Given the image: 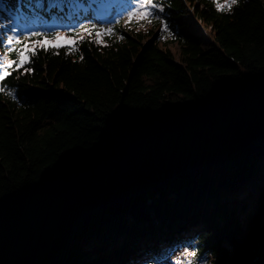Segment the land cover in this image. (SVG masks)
I'll return each mask as SVG.
<instances>
[{"label":"trees","instance_id":"trees-1","mask_svg":"<svg viewBox=\"0 0 264 264\" xmlns=\"http://www.w3.org/2000/svg\"><path fill=\"white\" fill-rule=\"evenodd\" d=\"M26 1L51 7L40 12L39 25L71 15L76 26L99 27L85 9L71 14L75 0ZM163 2L160 15L175 39H159L156 21L136 32L138 24L128 30L118 18L107 47L80 46L82 62L63 49L40 52L31 74L17 79L13 72L0 82L16 96L0 93V205L56 173H75L112 141L133 137L178 105L210 104L223 87H257L264 74V0H240L228 13L217 12L211 0ZM257 185L259 209L249 215L238 196ZM263 217L264 133L225 165L183 171L58 228L41 264H173V251L188 244L215 264H264Z\"/></svg>","mask_w":264,"mask_h":264},{"label":"water","instance_id":"water-1","mask_svg":"<svg viewBox=\"0 0 264 264\" xmlns=\"http://www.w3.org/2000/svg\"><path fill=\"white\" fill-rule=\"evenodd\" d=\"M264 133V74L250 92L221 88L210 104H181L112 141L75 173L59 172L0 205V264H41L49 236L183 171L222 166Z\"/></svg>","mask_w":264,"mask_h":264},{"label":"snow or ice","instance_id":"snow-or-ice-1","mask_svg":"<svg viewBox=\"0 0 264 264\" xmlns=\"http://www.w3.org/2000/svg\"><path fill=\"white\" fill-rule=\"evenodd\" d=\"M92 2L96 5L98 12L107 11V0H92ZM211 2L217 12L228 13L239 4L240 0H211ZM129 3L134 4V7L128 11L127 17L123 20L125 28L131 30L130 26L135 23L139 25L135 29L136 32H139L141 28H144L145 23L150 25L156 21L160 25L159 39L164 41L169 38L175 39L167 20L160 15L165 12L166 5L163 0H129ZM77 6L78 0H75L73 7ZM115 23L120 24L122 21L116 20ZM144 30L147 31L146 28ZM9 31L12 34L7 35L5 40H0V44H3L4 47L3 53L0 54V82L11 76L13 72L18 73L17 79L20 75L31 74L33 70L29 65L40 52L59 55L60 50L63 49L65 56L79 54L82 62L84 59L80 51L82 44L87 42L89 45L94 44L100 48L107 47L105 37L115 35L113 27L99 28L96 24L85 23L70 28L68 32L32 30L28 34H19L18 27H12ZM117 38L121 41L125 39L122 35ZM0 93L13 100L16 99L15 92L9 90L7 86H0Z\"/></svg>","mask_w":264,"mask_h":264},{"label":"rangeland","instance_id":"rangeland-1","mask_svg":"<svg viewBox=\"0 0 264 264\" xmlns=\"http://www.w3.org/2000/svg\"><path fill=\"white\" fill-rule=\"evenodd\" d=\"M74 2L75 1H73V3ZM132 7H134V4H130L129 0H107V11L98 12L92 0H81L80 2L78 1L77 7H70V12L72 14L75 11L80 12L81 9H85L89 11L90 16H94L99 20V28H114L116 24L115 21L118 18L125 19L128 11H130ZM41 11H48V7L46 8L40 5L37 7L34 4L28 5L26 0H0V21L4 22L5 29L8 31L9 35L12 34L9 31L12 27H18L20 29L19 34H25L32 30L43 31L45 29L61 28L64 25L70 28L75 26L70 15L67 18L52 17L46 24L38 27V24L41 22L39 19ZM65 12L68 14L69 10ZM54 15L56 14L54 13ZM61 16L64 15L61 14ZM170 40H172V38L166 41ZM175 48L178 49L177 44ZM238 199L246 202L249 215H253L258 211L260 205L259 186L248 188L238 196ZM171 260L173 264H215L213 258L208 254L199 257L196 253L195 244H188L174 250Z\"/></svg>","mask_w":264,"mask_h":264}]
</instances>
